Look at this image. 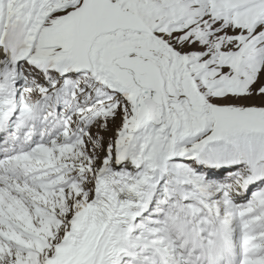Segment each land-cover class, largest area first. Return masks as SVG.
<instances>
[{"label":"rangeland","instance_id":"obj_1","mask_svg":"<svg viewBox=\"0 0 264 264\" xmlns=\"http://www.w3.org/2000/svg\"><path fill=\"white\" fill-rule=\"evenodd\" d=\"M44 1L0 0V49L13 2L16 54L32 34L27 51L14 59L13 106L0 133L15 144H31L27 150L35 160L29 166L41 169L37 184L48 194L39 202L29 196L33 219L25 216L22 235L12 237L3 252L19 264H43L51 239L59 240L66 232L62 224L68 226L82 208L76 197L85 204L95 195L97 168L114 154L116 142L135 149V139L151 137L128 128L148 121L134 116L133 91L153 73L164 81L167 104L164 130L156 131L147 152L159 155L162 145L169 151L148 202L130 220V234L173 235L172 225L179 221L203 228L208 239L213 215L231 225L234 209L241 224L253 226L264 242V127L242 115L213 111L214 106L264 110V7L245 17L236 0H91L87 7L86 0H55L36 26ZM258 148L262 182L237 206L230 180L221 174L242 178L250 152ZM126 262L149 258L123 255L119 263Z\"/></svg>","mask_w":264,"mask_h":264},{"label":"bare ground","instance_id":"obj_2","mask_svg":"<svg viewBox=\"0 0 264 264\" xmlns=\"http://www.w3.org/2000/svg\"><path fill=\"white\" fill-rule=\"evenodd\" d=\"M54 1H44V7L37 14V20L35 19L36 26L44 14L52 8ZM90 2L91 0H86L84 7L89 6ZM16 4L13 2L7 35L2 40L0 49L2 55L0 62V126L5 124L1 121H4L5 116L10 115L13 106L12 88L17 61L14 62V59L17 55L21 56L27 51L32 38V34H29L28 39L22 43L24 49L21 54L15 53L18 47V38L14 35V29L17 26H15L17 21L15 20ZM236 4L241 8L245 17L248 15L257 16V13L264 7L262 0H236ZM90 37L89 34L84 36L85 39ZM133 95L136 98L134 116H146L141 104L145 96H149L155 102H160L163 105L167 104L164 81L158 73L148 74L145 81H137L134 84ZM213 111L223 115H242L251 122L264 127V110L261 109L248 108L232 111L214 106ZM164 118L162 117V120ZM163 123L164 121L158 126H153L148 120L146 123L128 128V131L134 129L136 135L151 136L145 139V142L135 139L132 143L135 149L120 146L121 140L116 142L114 154L105 160L101 167L97 168L98 180L95 195L89 197L85 204L79 202V198L76 197L75 201L82 208L74 211V214L69 217L68 226L66 223L62 224L66 232L59 237L60 239L58 238L57 241L51 239L52 249L43 255V264H120L123 255H130V258L133 259L134 255L138 253L149 258V262L137 264H239V262L260 264L259 260L264 259L263 238L257 234L253 226L241 224L234 209L229 210L231 217H234L231 225L222 216L217 218L213 215L216 220L210 234L207 235L208 239H204L205 230H202L203 228L195 224L186 227L179 221H175L172 225L173 235L163 231L160 237L144 239L142 236L135 237L130 234L131 218L139 214L148 202L153 191L156 172L159 174V171L165 167L169 147L162 150L164 147L162 145L159 155L151 156L147 152L151 151V144L156 142L155 136L159 132H163ZM157 130L160 131L156 132ZM1 135V141L5 142V145L0 151V264H19L16 258L13 259L12 256L6 255V250L3 252V247H7L12 239L15 240L12 237L22 235L21 227L26 220L25 216L33 219L28 214L31 213V209L35 208L29 196L35 197L39 202L42 196L47 198L48 194L42 195L44 192L39 189L37 184L41 181L38 176L41 169L29 166V161L35 160L32 157L33 152L27 150L31 144L25 141L15 144L11 138L6 137L5 140V134L0 133ZM166 135H170L169 124ZM153 137L154 141L151 142ZM34 145L37 149H45L38 143ZM261 149L258 148L250 152L249 170L242 178H233L232 174L225 172L221 174L226 176V180H230L231 195L236 200L237 206L243 205L242 201L246 191L251 186L254 187L262 182L259 177V173L262 171ZM229 177L230 179H228ZM178 193L181 194L182 191L179 190ZM26 226L28 227V225ZM123 231L128 234L124 235ZM25 240L27 241V239ZM60 245L65 246V252L62 255L57 253V247ZM186 248H189L188 253H184ZM9 251L11 250L9 249ZM125 264H129V262Z\"/></svg>","mask_w":264,"mask_h":264},{"label":"water","instance_id":"obj_3","mask_svg":"<svg viewBox=\"0 0 264 264\" xmlns=\"http://www.w3.org/2000/svg\"><path fill=\"white\" fill-rule=\"evenodd\" d=\"M96 25L94 24L93 29H96ZM141 104L144 107L145 115L149 122L153 126H158L162 122V117L165 111V107L160 102H155L151 97L145 96Z\"/></svg>","mask_w":264,"mask_h":264}]
</instances>
